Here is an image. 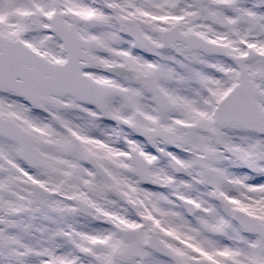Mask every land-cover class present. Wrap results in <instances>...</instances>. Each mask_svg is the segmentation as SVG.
Segmentation results:
<instances>
[{"label": "snow or ice", "instance_id": "1", "mask_svg": "<svg viewBox=\"0 0 264 264\" xmlns=\"http://www.w3.org/2000/svg\"><path fill=\"white\" fill-rule=\"evenodd\" d=\"M0 264H264V0H0Z\"/></svg>", "mask_w": 264, "mask_h": 264}]
</instances>
